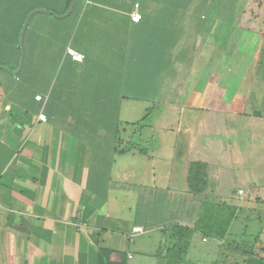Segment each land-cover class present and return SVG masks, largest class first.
<instances>
[{
    "label": "crops",
    "instance_id": "1",
    "mask_svg": "<svg viewBox=\"0 0 264 264\" xmlns=\"http://www.w3.org/2000/svg\"><path fill=\"white\" fill-rule=\"evenodd\" d=\"M20 1L49 13L32 14L24 32L26 78H0V264H97L101 249L112 264H166L169 227L192 228L210 201L233 207L234 218L223 240L194 231L186 264H264V115L246 110L247 59L256 69L264 52V0H70L71 11L66 0ZM67 8L72 32L53 16ZM18 48L20 34H0V55ZM57 71L58 92L94 88L82 98L89 111H49ZM124 100L181 110L176 123L137 127L140 119H120ZM118 140L135 149L114 154ZM195 162L206 185L192 193Z\"/></svg>",
    "mask_w": 264,
    "mask_h": 264
},
{
    "label": "trees",
    "instance_id": "2",
    "mask_svg": "<svg viewBox=\"0 0 264 264\" xmlns=\"http://www.w3.org/2000/svg\"><path fill=\"white\" fill-rule=\"evenodd\" d=\"M1 2H6L7 6L1 5ZM66 5L69 7L70 0H66ZM32 11V8L25 6L24 3L20 0H0V34H20L21 29L24 25V20L27 16V14ZM67 10L63 12L53 13V16L56 19L59 20H67V27L69 31H73L75 28V22L72 21V16L74 14V11L67 15ZM141 16V15H140ZM63 22V21H62ZM25 34H28V30ZM77 52V51H76ZM80 54V53H79ZM84 59V55L81 54ZM20 61V53L19 48L17 49V54L14 56L10 55H0V67H5L8 71L4 72L0 69V78L3 76H6L8 78H16V79H22L26 78V74L28 73V69H26V66H28L30 61V56L24 54V62H23V68L20 71V73L14 77L13 73H15L18 69ZM83 62V60H82ZM62 78L60 71L55 72V78H54V85L52 86L51 90L52 92L49 93L48 99L53 95V99H51L50 103V109L55 111H67L70 112V114H76L77 112H87L89 111V106L93 105L86 101H83L82 98L88 97L91 95H94V88L93 87H84L78 85V82L75 83L74 86H70L68 88H64L63 92L59 91L58 82ZM76 78V77H75ZM68 89V92H67ZM104 89V88H103ZM101 88V91L103 90ZM110 93H114L115 95H120L123 88H107L106 89ZM104 91V90H103ZM58 95L61 98V96L64 97V101L67 102L64 104L63 107L60 108V105L57 103ZM68 95V96H67ZM68 97V98H67ZM125 97V96H123ZM136 99V97H133ZM108 104H103L104 107H106ZM116 104H112V107H114V111H116ZM59 106V107H57ZM109 105L105 108L107 109ZM148 110L137 123L134 125L137 127H140L141 123L145 122L148 117ZM89 122H93V120H87ZM116 122V126H117ZM118 149L114 150V154L122 155L126 152H130L134 150L135 148L130 144H124L120 140H118ZM123 145V148H120ZM140 154H144L143 150L138 149L137 150ZM205 165L200 162L192 163L189 166L188 169V175H187V185L189 190L192 193H197L201 191L205 185ZM235 209L231 206H227L225 204L216 203L213 201L210 202H201L199 204L198 209V218L195 223V225L192 228H189L187 226H180V225H173L169 227V238L173 241L171 243V246L167 248L166 250V264H174L175 261L182 262L186 264V252L189 246V242L191 239V236L194 231H200L203 236L216 239V240H223L225 238V235L227 233V230L229 228V225L231 224L233 218H234ZM111 255V251L106 249H101L98 251V259L97 264H112L109 262V257ZM120 264H125V261L123 260Z\"/></svg>",
    "mask_w": 264,
    "mask_h": 264
},
{
    "label": "rangeland",
    "instance_id": "3",
    "mask_svg": "<svg viewBox=\"0 0 264 264\" xmlns=\"http://www.w3.org/2000/svg\"><path fill=\"white\" fill-rule=\"evenodd\" d=\"M252 42V40H251ZM253 53V52H252ZM249 54V53H247ZM255 62V58L252 59V57H249L247 59L246 68H248L246 75L248 76V82L249 87L248 92H250L249 101L247 104V112L248 113H254L258 112L264 115V52L262 56L260 57V63L256 66V69H252V66ZM251 77V78H250ZM181 104H178V106H173L171 103L167 102H155L154 100H149L146 102H137L132 100H124L122 103L123 111L120 115V119L123 121H129V122H135L139 119H141L146 114V110L148 109V117L146 119V123L149 124V126L154 125V123H163L165 125L169 123H176L174 118L179 116L180 110L179 106ZM177 107V108H176ZM190 111V109H184L182 113L186 114ZM212 111V110H211ZM213 111H215V108H213ZM160 114V118L157 120L155 119L158 117L157 115ZM170 114L173 117H171V121H168L167 119L163 118L164 116H168ZM219 122H222V126H224V122L222 118H218ZM235 125V121H232ZM173 129L175 128V124L171 126ZM151 130V129H149ZM148 131V128L144 131L146 134ZM260 132V130H259ZM258 132V133H259ZM262 137L261 140L257 142V144L264 147V131L261 130ZM138 144H141L137 142ZM144 144L143 146H145Z\"/></svg>",
    "mask_w": 264,
    "mask_h": 264
},
{
    "label": "built area",
    "instance_id": "4",
    "mask_svg": "<svg viewBox=\"0 0 264 264\" xmlns=\"http://www.w3.org/2000/svg\"><path fill=\"white\" fill-rule=\"evenodd\" d=\"M141 19V16L138 12H132L130 14V20L134 23H137L139 22ZM66 54L70 57V59L73 61V62H77V63H80L82 62L83 60V56L81 54H79L78 52H76L74 49L68 47L66 48ZM36 100H40L41 97L40 96H36L35 97ZM38 120L39 121H42V122H45L46 120V117L44 114L40 113L38 115ZM239 193H241V191H239ZM132 232L135 233V232H140L139 228L138 227H134L132 229Z\"/></svg>",
    "mask_w": 264,
    "mask_h": 264
},
{
    "label": "water",
    "instance_id": "5",
    "mask_svg": "<svg viewBox=\"0 0 264 264\" xmlns=\"http://www.w3.org/2000/svg\"><path fill=\"white\" fill-rule=\"evenodd\" d=\"M72 3L70 4V9L69 11H71L72 9ZM36 12H46V13H49L48 11H44V10H34L32 11L31 13H29L25 19V22H24V25L22 27V30H21V33H20V63H19V68L17 70V72L13 73L14 75H17L19 73V71L21 70L22 68V65H23V61H24V53H23V35H24V32L27 28V25H28V21L31 17L32 14L36 13ZM4 71H7L6 69L2 68Z\"/></svg>",
    "mask_w": 264,
    "mask_h": 264
}]
</instances>
